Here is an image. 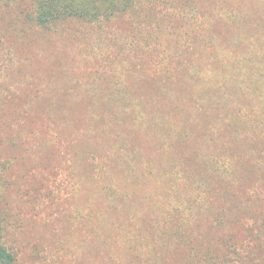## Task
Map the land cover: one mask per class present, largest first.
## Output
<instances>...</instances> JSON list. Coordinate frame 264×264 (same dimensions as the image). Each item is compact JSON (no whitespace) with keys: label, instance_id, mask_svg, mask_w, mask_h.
I'll list each match as a JSON object with an SVG mask.
<instances>
[{"label":"rangeland","instance_id":"obj_1","mask_svg":"<svg viewBox=\"0 0 264 264\" xmlns=\"http://www.w3.org/2000/svg\"><path fill=\"white\" fill-rule=\"evenodd\" d=\"M35 15L30 0H0L12 264L261 261L264 0H134L109 20L47 26Z\"/></svg>","mask_w":264,"mask_h":264},{"label":"trees","instance_id":"obj_2","mask_svg":"<svg viewBox=\"0 0 264 264\" xmlns=\"http://www.w3.org/2000/svg\"><path fill=\"white\" fill-rule=\"evenodd\" d=\"M35 7V20L41 26L63 21L70 18L82 19L85 21H96L100 19L109 20L110 18L127 13L133 6L134 0H30ZM238 135V134H237ZM245 138V136H242ZM237 179H245L249 176V171L246 165H241L240 168L234 171ZM231 220L238 221L237 215L230 209ZM201 225L202 222L200 221ZM2 222L0 219V264H12L14 257L7 249L2 241ZM236 235L231 231H224L219 237V243L228 247L229 245L236 246L234 241ZM218 243V245H219ZM193 249H196L194 247ZM197 251V250H196ZM213 250H205L204 255L200 258L204 264H214L217 261L223 262L225 259L219 256H214ZM196 255H199L196 252ZM245 260L251 264H264V258L261 261H253L247 255H241L239 260Z\"/></svg>","mask_w":264,"mask_h":264}]
</instances>
